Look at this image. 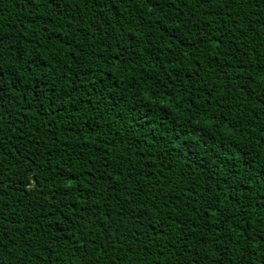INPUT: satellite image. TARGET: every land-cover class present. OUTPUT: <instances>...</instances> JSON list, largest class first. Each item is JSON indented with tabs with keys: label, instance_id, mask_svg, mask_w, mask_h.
Instances as JSON below:
<instances>
[{
	"label": "trees",
	"instance_id": "1",
	"mask_svg": "<svg viewBox=\"0 0 264 264\" xmlns=\"http://www.w3.org/2000/svg\"><path fill=\"white\" fill-rule=\"evenodd\" d=\"M0 264H264V0H0Z\"/></svg>",
	"mask_w": 264,
	"mask_h": 264
}]
</instances>
